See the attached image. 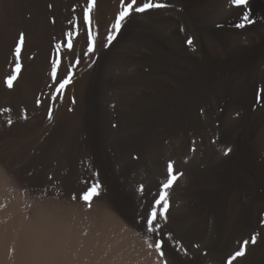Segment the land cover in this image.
Instances as JSON below:
<instances>
[{
	"label": "bare ground",
	"instance_id": "1",
	"mask_svg": "<svg viewBox=\"0 0 264 264\" xmlns=\"http://www.w3.org/2000/svg\"><path fill=\"white\" fill-rule=\"evenodd\" d=\"M129 2L94 0L88 24V0H0V264H193L171 229L205 263L264 264V0L243 7L251 24L230 0H152L166 7L132 12L115 32ZM112 145L158 200L167 194L159 229L104 166ZM81 166L109 187L103 199L79 200Z\"/></svg>",
	"mask_w": 264,
	"mask_h": 264
},
{
	"label": "rangeland",
	"instance_id": "2",
	"mask_svg": "<svg viewBox=\"0 0 264 264\" xmlns=\"http://www.w3.org/2000/svg\"><path fill=\"white\" fill-rule=\"evenodd\" d=\"M102 99L105 100L106 102L107 101L109 102L112 99H114V97L110 91L104 90ZM107 112H108L107 114H108L109 120L106 122V126H103V133L107 135V137L111 136V140L113 142L115 140V134H117V131H118L117 129L118 124H117V120L114 118V113H112L109 109H107ZM114 148H115V145H112V151L107 152L108 163L107 165H104V166L107 168L109 173L113 176V178H115L118 181V184L120 185L119 188L121 190L120 192L121 195H123L125 200H127V202H129L132 205L134 210H136L137 212L140 211L142 215H146L149 219L151 218L150 216L151 213L155 211V213L157 214L156 219H155L156 221L154 220L152 222V227L155 226V229H159L158 228L159 226L162 227L161 225L162 222L160 220L161 218L160 214L163 211L159 210L161 209L160 205L158 206L155 205L157 204L156 201L158 200L157 195L152 194L151 190L149 189L145 181L141 167L133 169L128 172L127 169L125 168L124 161L121 160V158L117 157V153L116 151H114ZM105 155L106 154L102 155L103 160H105V157H104ZM80 168L81 169H79V172H78L79 174L76 173L77 177L74 176L73 183L71 182L73 184L74 189L77 192L81 193L79 200L81 201V198L83 199L85 195H90L89 193L90 189H95V195H90V198H89L90 201L97 202V200L99 201L103 199L106 192L109 190V187L105 185L106 183H104L102 178L100 179V177L95 176L96 175L95 172H93L92 174L90 171L85 174L84 169H82L83 166H81ZM65 169L66 168L63 165V168L60 169V171L63 170L62 172H64ZM57 172H59V168L53 169L51 171V175ZM82 173H83V176H82ZM47 183L53 186L63 185L62 179L47 180ZM151 202L156 208H154ZM147 204L148 206H146ZM149 206L153 209H151ZM155 209L158 211H156ZM157 216L159 218H157ZM161 219H163V216ZM157 222L159 223V226H156ZM162 229L164 230V228ZM169 231H170L168 233L169 238L171 242L175 244V246L178 248V252L180 253L181 255L180 257L183 261L193 263V264H208L204 262L205 261V249H203V247L200 244H195V243L187 244L183 240L178 239L176 233L172 229ZM165 234H167V232ZM236 259L238 258L236 257L234 260H232V262H234ZM232 262H230L229 264H232Z\"/></svg>",
	"mask_w": 264,
	"mask_h": 264
},
{
	"label": "snow or ice",
	"instance_id": "3",
	"mask_svg": "<svg viewBox=\"0 0 264 264\" xmlns=\"http://www.w3.org/2000/svg\"><path fill=\"white\" fill-rule=\"evenodd\" d=\"M230 2L234 5L237 6L238 8H240L243 11V7L249 5V0H230ZM93 3L94 0H88V8L85 10L84 13V21L85 23L90 24V19H89V15L88 13L91 11L92 7H93ZM125 0H121V4L124 5ZM166 7L165 4H161V3H153L152 0H146V2L140 3L139 5H137V0H130L129 3H127L122 10L118 13V15L115 18V23L112 24V29L115 30V32H119L121 30V25L122 22L130 16V14L132 12H137V13H143L146 10L149 9H154V8H164ZM242 19L245 23L251 24L253 23V21L250 19L249 14L247 11H243V16ZM245 23H240L237 24L236 27L239 28H243L245 26ZM183 30V29H181ZM116 38L115 34L110 32L109 36H108V42L111 43L112 40H114ZM88 40H89V52L93 51V47H92V35H91V31H89V35H88ZM25 42V34L24 33H20L19 34V39L16 42V46L13 52V55L15 57L14 63H15V69H14V73H18L20 70V54H21V47ZM188 44L192 43L191 38H188L187 40ZM71 43H69L68 47L71 48ZM55 63L53 62V76H55ZM16 79V75L12 74L9 75L7 77V79L5 80V83H7L8 87L11 88L13 86V81ZM66 82V81H65ZM63 87V83L61 84V88ZM9 123H11V121H9ZM168 169H169V179L167 180V182L163 185V187L165 189L169 188L173 181L175 180V176L171 175V171H172V165L169 164L168 165ZM90 195H95V189H90L89 190ZM90 195H85L83 197V199L87 200L90 198ZM166 193H161L160 195V199L156 201L157 204H160L161 202H163L164 204V208H167V200H166ZM161 215H163V212H161ZM156 219V213L155 211L152 212L151 214V218L148 220V224L152 225V222ZM149 230L151 231V227L149 228ZM251 243H255L256 242V237L253 236L251 238ZM245 243H248V241H245ZM157 248H159V244H157ZM243 251H237L236 252V256H241L243 255ZM236 257H232V259L234 260Z\"/></svg>",
	"mask_w": 264,
	"mask_h": 264
}]
</instances>
